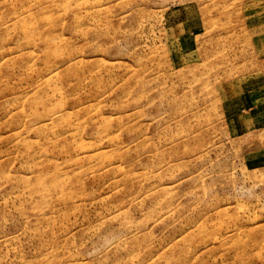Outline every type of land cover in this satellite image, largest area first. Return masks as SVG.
I'll return each mask as SVG.
<instances>
[{"label": "rangeland", "instance_id": "rangeland-1", "mask_svg": "<svg viewBox=\"0 0 264 264\" xmlns=\"http://www.w3.org/2000/svg\"><path fill=\"white\" fill-rule=\"evenodd\" d=\"M0 264H264V0H0Z\"/></svg>", "mask_w": 264, "mask_h": 264}]
</instances>
